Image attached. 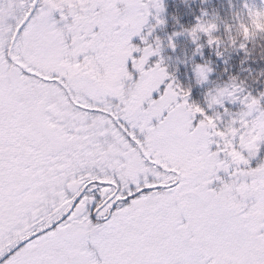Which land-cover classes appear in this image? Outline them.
<instances>
[{"label": "snow or ice", "instance_id": "6c2138e0", "mask_svg": "<svg viewBox=\"0 0 264 264\" xmlns=\"http://www.w3.org/2000/svg\"><path fill=\"white\" fill-rule=\"evenodd\" d=\"M164 12L0 0V264H264V92L233 77L194 103L149 42ZM217 31L186 34L220 57Z\"/></svg>", "mask_w": 264, "mask_h": 264}, {"label": "trees", "instance_id": "16d2710c", "mask_svg": "<svg viewBox=\"0 0 264 264\" xmlns=\"http://www.w3.org/2000/svg\"><path fill=\"white\" fill-rule=\"evenodd\" d=\"M245 5L264 11V0H211V3L206 5L196 0L190 7L184 3V0H167L166 13L161 17L166 24L156 28L152 34L155 40L158 37L162 41L163 59L169 73L175 76L177 82L184 88L191 89L192 101L202 107L207 108L206 99L210 91L228 84L233 77H238L236 81L240 84L241 81H246L248 88L253 92L258 91L257 95L264 92V78L254 82L255 78L264 71V59H262L264 57V14L256 15L249 21ZM202 9H206L209 16L215 9L222 18L227 19L229 26H233L230 30L234 37L233 41L241 42L242 38L247 41V54L237 48L236 51L224 52L218 57L216 50L207 45L206 36H202L199 42L203 46L202 54L197 53V45L192 42L184 29H191L198 21L206 18ZM241 23L247 25L246 33L242 31ZM155 24V19H152L150 28ZM177 32L183 34L174 37L176 49L173 51L168 46V38ZM225 33L226 28L221 24L214 35L223 37ZM206 63H210L213 71L209 75L208 82L201 85L198 83L195 68L198 64ZM212 114L209 111V115Z\"/></svg>", "mask_w": 264, "mask_h": 264}, {"label": "clouds", "instance_id": "9594fccd", "mask_svg": "<svg viewBox=\"0 0 264 264\" xmlns=\"http://www.w3.org/2000/svg\"><path fill=\"white\" fill-rule=\"evenodd\" d=\"M196 0H191V2L189 3V0H184V3L188 4V6L190 7L191 4L195 3ZM202 5H206L211 3V0H200ZM202 11L205 12V19L201 20V23L204 25H215L217 27V29L219 28V25L223 24L226 28V33L223 37H217L220 41V44L223 46V51L222 54H224V52H229V51H236L237 48L232 46L231 41H233L234 37L231 33V31H229L228 29L232 28L233 26H229L228 24V20L222 18L219 15V12L215 9L212 10L211 16H209L208 12L206 9H202ZM192 29V28H191ZM191 29H184V32H189L191 31ZM183 34V33H181ZM262 59H264V57H262ZM204 69L206 72L211 73L213 71V68L211 67L210 63H206L203 65ZM261 78H264V71H262L254 80V82H258ZM235 80L238 79V77H234ZM242 85L246 86V81H241Z\"/></svg>", "mask_w": 264, "mask_h": 264}, {"label": "rangeland", "instance_id": "374dc122", "mask_svg": "<svg viewBox=\"0 0 264 264\" xmlns=\"http://www.w3.org/2000/svg\"><path fill=\"white\" fill-rule=\"evenodd\" d=\"M163 2H164V6H165V12L163 13V14H161V17L162 16H164L165 15V13H166V4H167V0H163ZM151 23H152V19L150 18V20H149V25L148 26H146V28L144 29V35H147V33H148V31H149V29H150V26H151ZM149 42L150 43H155V36L154 35H152L151 37H149ZM133 43L134 44H137V45H140V46H143L142 45V42H141V40H140V38L139 37H137V38H135L134 40H133ZM163 49H162V51H161V57L163 58ZM161 57H153L152 58V60H153V62H157ZM242 86V85H241ZM243 87H247V86H244L243 85ZM248 88V87H247ZM248 90L249 91H251L252 93H253V95H257V93H258V91H256V92H253V90L252 89H250V88H248ZM225 106L230 110V111H232L233 113H236V112H239L240 110H241V105L240 104H235V105H233V104H231V103H228V102H226V104H225ZM219 111H223V109H218Z\"/></svg>", "mask_w": 264, "mask_h": 264}]
</instances>
